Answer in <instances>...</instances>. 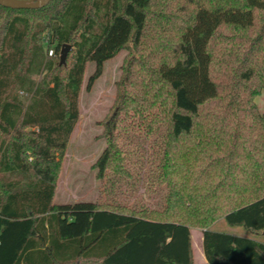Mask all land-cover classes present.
Here are the masks:
<instances>
[{"label": "trees", "instance_id": "16d2710c", "mask_svg": "<svg viewBox=\"0 0 264 264\" xmlns=\"http://www.w3.org/2000/svg\"><path fill=\"white\" fill-rule=\"evenodd\" d=\"M122 49L95 162L106 196L56 204L86 65L89 90ZM262 89L264 0L0 5V264H194L192 227L208 264H264V242L210 228L264 234ZM142 169L156 204L136 196Z\"/></svg>", "mask_w": 264, "mask_h": 264}, {"label": "rangeland", "instance_id": "374dc122", "mask_svg": "<svg viewBox=\"0 0 264 264\" xmlns=\"http://www.w3.org/2000/svg\"><path fill=\"white\" fill-rule=\"evenodd\" d=\"M46 57L53 56L48 53ZM132 53L127 49L120 50L113 58L103 63L101 75L94 81L89 90L85 85L88 77L93 73L95 64L88 62L85 68L81 93L79 98V119L70 135L65 154L61 161L54 194V203H66L77 200H96L99 197L105 198L108 179H99L95 167L96 159L105 147L103 136L104 124L116 111V93L122 77V64L126 57ZM42 75H33V79L38 81ZM255 103L259 112L264 117V89L255 98ZM137 140L144 138V132L135 133ZM151 143L150 139L143 143V149ZM142 149V150H143ZM145 158V156H144ZM144 169L141 171V181L137 190V198L145 199L146 203L156 204L155 199H147L144 194ZM134 197L121 194L118 198L121 202H132ZM212 230L226 231L235 235H247L242 227L230 226L219 217L210 224ZM192 244L194 247V264H201V251L197 245V237L201 228L192 227ZM264 241V235L257 236ZM200 258V260H199Z\"/></svg>", "mask_w": 264, "mask_h": 264}, {"label": "water", "instance_id": "95a60500", "mask_svg": "<svg viewBox=\"0 0 264 264\" xmlns=\"http://www.w3.org/2000/svg\"><path fill=\"white\" fill-rule=\"evenodd\" d=\"M50 0H0V5L12 9H35L43 7ZM70 45L65 44L59 52L60 64L65 63V59L70 50Z\"/></svg>", "mask_w": 264, "mask_h": 264}, {"label": "crops", "instance_id": "0c3cea01", "mask_svg": "<svg viewBox=\"0 0 264 264\" xmlns=\"http://www.w3.org/2000/svg\"><path fill=\"white\" fill-rule=\"evenodd\" d=\"M190 232H191V238H192V236H193V230L191 229ZM242 236H247V235H242ZM248 236H250V237H252V238H254V239L258 240V241L264 242L261 239L259 240V237H257V236H260V235H251V234H248ZM192 241H193V239H192ZM197 245L199 246V249L201 251V254L200 255H201L202 259H203L202 262H201V264H208L207 261H206V259H205V257H204V255H203V251H202V230L199 233V236L197 237ZM193 250H194V247H193ZM193 253H194V251H193Z\"/></svg>", "mask_w": 264, "mask_h": 264}, {"label": "built area", "instance_id": "2783aa9c", "mask_svg": "<svg viewBox=\"0 0 264 264\" xmlns=\"http://www.w3.org/2000/svg\"><path fill=\"white\" fill-rule=\"evenodd\" d=\"M48 53H49V55H52L53 54V49L49 48Z\"/></svg>", "mask_w": 264, "mask_h": 264}]
</instances>
